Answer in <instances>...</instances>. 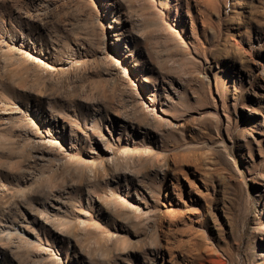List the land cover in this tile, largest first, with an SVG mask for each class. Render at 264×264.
<instances>
[{"label": "rangeland", "instance_id": "obj_1", "mask_svg": "<svg viewBox=\"0 0 264 264\" xmlns=\"http://www.w3.org/2000/svg\"><path fill=\"white\" fill-rule=\"evenodd\" d=\"M0 264H264V0H0Z\"/></svg>", "mask_w": 264, "mask_h": 264}, {"label": "bare ground", "instance_id": "obj_2", "mask_svg": "<svg viewBox=\"0 0 264 264\" xmlns=\"http://www.w3.org/2000/svg\"><path fill=\"white\" fill-rule=\"evenodd\" d=\"M9 19V18H8Z\"/></svg>", "mask_w": 264, "mask_h": 264}]
</instances>
